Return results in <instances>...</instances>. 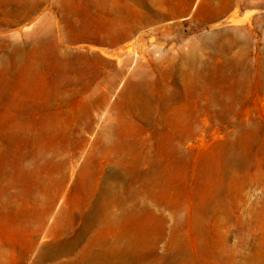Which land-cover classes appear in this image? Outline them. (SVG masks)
Masks as SVG:
<instances>
[{
  "label": "rangeland",
  "instance_id": "374dc122",
  "mask_svg": "<svg viewBox=\"0 0 264 264\" xmlns=\"http://www.w3.org/2000/svg\"><path fill=\"white\" fill-rule=\"evenodd\" d=\"M0 264H264V0H0Z\"/></svg>",
  "mask_w": 264,
  "mask_h": 264
}]
</instances>
